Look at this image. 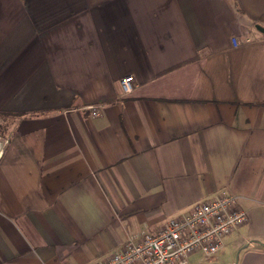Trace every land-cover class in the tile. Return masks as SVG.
I'll list each match as a JSON object with an SVG mask.
<instances>
[{"label": "crops", "instance_id": "obj_1", "mask_svg": "<svg viewBox=\"0 0 264 264\" xmlns=\"http://www.w3.org/2000/svg\"><path fill=\"white\" fill-rule=\"evenodd\" d=\"M258 25L264 0H0V264H93L221 191L248 218L197 264H264Z\"/></svg>", "mask_w": 264, "mask_h": 264}, {"label": "built area", "instance_id": "obj_2", "mask_svg": "<svg viewBox=\"0 0 264 264\" xmlns=\"http://www.w3.org/2000/svg\"><path fill=\"white\" fill-rule=\"evenodd\" d=\"M234 45H239L233 38ZM135 76L121 78L123 92L134 90ZM92 115L100 114L101 105H91ZM9 138L0 133V161ZM248 213L232 193L196 202L187 213L172 216L155 232H139L128 236L122 247L93 264H188L191 256L199 254L201 261L211 262L224 246V238L238 230ZM237 264V263H234Z\"/></svg>", "mask_w": 264, "mask_h": 264}, {"label": "rangeland", "instance_id": "obj_3", "mask_svg": "<svg viewBox=\"0 0 264 264\" xmlns=\"http://www.w3.org/2000/svg\"><path fill=\"white\" fill-rule=\"evenodd\" d=\"M196 258L199 259V255H195L194 257H192L191 260H190V262H191L190 264H197V262H196L197 259Z\"/></svg>", "mask_w": 264, "mask_h": 264}, {"label": "water", "instance_id": "obj_4", "mask_svg": "<svg viewBox=\"0 0 264 264\" xmlns=\"http://www.w3.org/2000/svg\"><path fill=\"white\" fill-rule=\"evenodd\" d=\"M257 27H258L261 31L264 32V27H263V26L258 25Z\"/></svg>", "mask_w": 264, "mask_h": 264}]
</instances>
